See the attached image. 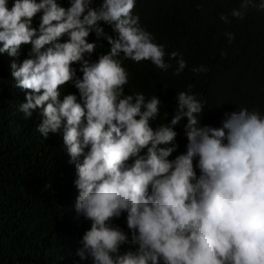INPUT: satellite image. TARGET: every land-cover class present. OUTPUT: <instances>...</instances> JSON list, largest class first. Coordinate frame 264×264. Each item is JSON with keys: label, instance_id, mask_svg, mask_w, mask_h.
Segmentation results:
<instances>
[{"label": "clouds", "instance_id": "1", "mask_svg": "<svg viewBox=\"0 0 264 264\" xmlns=\"http://www.w3.org/2000/svg\"><path fill=\"white\" fill-rule=\"evenodd\" d=\"M135 6L136 0H103L99 7L71 0L67 8L58 0H14L9 8L0 0V53L18 58L24 45L32 46L29 58L11 64L15 86L26 92L18 111L29 119L40 109L36 131L45 140L62 131L75 166L74 208L91 222L77 255L93 264H264V114L244 106L226 112L220 127L202 125L206 101L190 83L178 92L171 119L165 112L166 122L153 128L162 100L126 94L123 61H150L167 71V56L176 60V76L187 61L155 42ZM250 9L264 12V0H241L231 16L243 21ZM37 14L38 29L32 26ZM220 20L231 23L227 14ZM93 32L97 40L89 42ZM224 35L235 40L233 32ZM100 40L110 50L90 62L85 56ZM69 84L79 99L74 93L61 99ZM184 117L187 151L169 159ZM124 213L130 236L113 223ZM129 243L137 247L122 253Z\"/></svg>", "mask_w": 264, "mask_h": 264}, {"label": "trees", "instance_id": "2", "mask_svg": "<svg viewBox=\"0 0 264 264\" xmlns=\"http://www.w3.org/2000/svg\"><path fill=\"white\" fill-rule=\"evenodd\" d=\"M102 2L93 0V7ZM240 2L136 0L135 14L139 15L142 27L154 34L155 42L165 45L167 53L177 51L187 61L179 76L173 74L176 60L168 61L167 56L166 62L172 65L167 71L150 61H123L129 73L126 94L143 92L146 97L156 95L162 100L161 117L152 122L153 128L166 122L165 112L171 119L178 92L186 91L190 83L195 85L193 91L199 98L206 101L202 125L220 127L226 112L244 106L264 114V12L250 9L240 21L231 16ZM58 3L67 8L71 0ZM13 4L14 0H8L9 8ZM221 14H227L231 23L221 21ZM40 16L37 14L33 19L32 26L37 29ZM100 25L115 35L110 25L103 21ZM225 32L235 33L232 43H228ZM67 39L65 36L61 42ZM88 39L93 42L97 37L93 32ZM31 47L24 45L18 58L0 53V264H93L91 258L81 260L77 255L82 246L79 241L91 222L85 221L74 208L78 196L74 184L76 170L69 163L62 131L50 133L45 140L36 131L42 121L40 109L29 119L18 111L26 92L15 86L11 64L16 62L19 66L29 58ZM109 50L107 41L100 40L96 52L85 58L96 62ZM201 65L208 71L199 74L191 71ZM73 67L82 78L80 64ZM70 93L79 99L78 89L71 84L64 86L61 99ZM186 124L184 117L175 126L178 148L169 159L187 151ZM126 215L113 223L130 236ZM129 247L134 250L137 246L129 243L121 247V252Z\"/></svg>", "mask_w": 264, "mask_h": 264}]
</instances>
